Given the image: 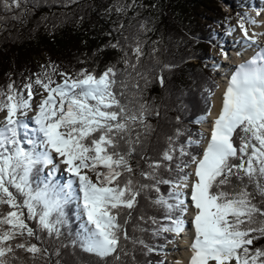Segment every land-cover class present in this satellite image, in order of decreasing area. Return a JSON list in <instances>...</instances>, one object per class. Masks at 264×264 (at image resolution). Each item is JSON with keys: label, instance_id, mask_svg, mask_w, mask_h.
Here are the masks:
<instances>
[{"label": "snow or ice", "instance_id": "obj_1", "mask_svg": "<svg viewBox=\"0 0 264 264\" xmlns=\"http://www.w3.org/2000/svg\"><path fill=\"white\" fill-rule=\"evenodd\" d=\"M133 6L135 0L114 10L126 15ZM26 11L23 0H0V19L11 13L22 22ZM262 13L264 0L256 15ZM134 27L105 46L121 55L99 74L86 68L65 72L49 61L21 87L12 81L0 88V264H23L21 251L45 264L59 256V248L69 246L61 240L69 205L79 220L69 243L102 264H127L126 257L140 264L137 249L145 256L167 255V245L183 236L190 210L188 264H264V245L255 246L264 240V31H255L264 20L237 13L236 26L226 29L229 36L241 32L237 55L243 49L255 55L230 73L210 136L189 134L180 141L185 133L176 128L163 134L154 156L146 141L155 131L151 119L161 112L144 99L150 80L141 63L143 37L152 29L147 21ZM124 28L119 23L115 30ZM213 46L229 59L222 45ZM208 59L212 70L221 66ZM155 79L164 85L162 75ZM210 115L209 107L196 122ZM204 140L203 152L194 155L190 149ZM61 166L69 177L63 183L56 177ZM142 199L161 214H139L130 234L127 226ZM137 230L164 243H149ZM56 241L50 251L48 243Z\"/></svg>", "mask_w": 264, "mask_h": 264}, {"label": "trees", "instance_id": "obj_2", "mask_svg": "<svg viewBox=\"0 0 264 264\" xmlns=\"http://www.w3.org/2000/svg\"><path fill=\"white\" fill-rule=\"evenodd\" d=\"M23 3L27 11L21 13L22 22L12 19L11 13H3L0 19V88L12 81L21 87L49 61L58 64L60 69L66 68L65 72L75 73L86 68L99 74L121 55L105 46L133 32L140 21H147L152 31L143 37L145 56L141 63L150 80L144 99L161 112L160 117L151 119L155 131L146 141L147 150L154 156L163 145V134H170L176 128H182L185 133L180 141L189 134L193 139L199 138L198 133L206 135L196 121L212 108L207 90L211 88L215 93L219 88H216L217 77L206 60L213 55L215 27L224 31L234 27L231 21L236 16L235 10L225 11L221 3L234 8L240 0H135V6L126 15L115 12L114 8L118 3L131 4L132 0H23ZM119 23L125 28L118 32L115 29ZM210 37L212 43H209ZM153 47L158 49L154 55ZM157 75L164 77L163 86L155 79ZM176 117L180 119L177 121ZM204 142L194 145L190 151L200 155ZM39 175L42 179L44 170ZM66 211L68 224L62 229L61 240L69 246L60 247V255L51 256L48 264H56L57 260L59 264H102L96 256L71 246L69 241L78 230L79 220L74 205H69ZM139 214L159 216L161 213L142 199L127 226L130 234ZM135 235L149 243H164L152 239L149 233L137 230ZM261 245L264 240L255 244L256 247ZM47 246L51 251L59 246V241L49 242ZM19 255L23 257V264H45L39 259L31 260L22 251ZM125 259L127 264H133L131 257ZM136 259L140 264L149 260L155 264L163 256H145L137 249Z\"/></svg>", "mask_w": 264, "mask_h": 264}, {"label": "bare ground", "instance_id": "obj_3", "mask_svg": "<svg viewBox=\"0 0 264 264\" xmlns=\"http://www.w3.org/2000/svg\"><path fill=\"white\" fill-rule=\"evenodd\" d=\"M258 1H260V0H258ZM256 19L264 20V13H262ZM255 31H257V32L264 31V27H257L255 29ZM238 36L239 35H237V37ZM262 40H264V38H262ZM238 50H240V46L238 47L237 51ZM237 51H234L232 54H229V59L221 60L222 64H220L221 65L220 68L223 70L222 71L223 73H222V77L220 78V81H219V84H218L219 88L217 89V91L212 96L211 115L207 116L206 120L204 122L200 123V125H202L205 128V130L208 132L207 133L208 134L207 137L210 136V124L216 118V116L218 115V113L220 111L222 93L224 91L225 86L228 83V78H229L230 73L232 71H234V69H235V67L237 65L247 61L253 55H255V52L252 49H243L242 50V54H240V55H237ZM212 71H214V70H212ZM31 115H33V113L29 114V116H31ZM206 144H207V140L205 141L204 144H202V150L204 149ZM191 215H192V213H191V210H190L188 215L185 217L186 221H188L189 223L186 226V230L183 233V236L182 237H177L178 243L177 244H171V245L168 246V248L169 247L171 248L172 245H173L172 247H180V248H176L178 250H175V251H174L175 248L174 249L173 248L169 249L170 255L171 254H177L178 255V259H177V257L173 258L174 262H172L171 264H177L178 261L180 262V264H188V260H189V257L191 255V253L189 251H187V247L191 243L190 237L192 236V227H191V223H190Z\"/></svg>", "mask_w": 264, "mask_h": 264}, {"label": "rangeland", "instance_id": "obj_4", "mask_svg": "<svg viewBox=\"0 0 264 264\" xmlns=\"http://www.w3.org/2000/svg\"><path fill=\"white\" fill-rule=\"evenodd\" d=\"M251 1L252 0H240V3H238L237 4V6H235L234 8L232 7V5H229V4H224V3H221L222 4V8H223V10H225V11H228V12H231V10H235V17L233 18V20L231 21L233 24H234V26L237 24V13H243V12H247L250 16H252L253 17V15L249 12V10L251 11V6H252V4H250L251 3ZM256 1H258V0H255V2ZM249 5H250V7H249ZM259 6H261V5H259ZM253 18H255L256 19V17H253ZM258 20V19H257ZM248 27H250L251 28V26L250 25H248ZM224 32V30L222 29V28H220V27H215V34H214V37H215V39H214V44L215 45H217V44H219L220 42H225V43H227V42H231V41H233L235 38H237V34H238V32H239V30H237V31H235L231 36H229V35H227V34H224L223 33ZM236 35V36H235ZM212 50H213V55H212V57H214L215 58V60H217L218 59V61H220L221 60V57H220V54H219V52L221 53V51L219 50V47L217 48V46H213V48H212ZM208 61H210V62H208ZM206 62H207V64L210 66V63L212 64V60H209V59H207L206 60ZM64 69H66V68H61V70L63 71ZM67 71V70H66ZM67 72H69V70L67 71ZM214 72V71H213ZM215 73V72H214ZM216 75V74H215ZM216 77H217V85L219 84V81H220V78L216 75ZM59 79V78H58ZM222 80V79H221ZM217 88V87H216ZM37 91H39V89L38 90H35L34 92H37ZM215 91V90H214ZM214 95V94H213ZM40 99V97L39 96H36L35 98H34V100H33V104H35L36 103V101L37 100H39ZM211 99H212V95H211ZM212 103V102H211ZM31 112H29V114H30ZM2 117H3V114L2 113H0V119H2ZM199 118V117H198ZM200 124V123H199ZM208 133V132H207ZM207 133H205L206 135V137H207ZM206 141V140H205ZM205 143V142H204ZM203 143V144H204ZM48 168H51V166H49ZM186 170H189V169H186ZM47 171H48V169H45V172H44V174L45 173H47ZM60 171H61V174H60ZM57 174H60V175H62L63 173H64V171H63V166H61V170H60ZM190 171V170H189ZM43 176L44 175H42V178H43ZM61 177V176H60ZM173 246V245H172ZM169 249H171L170 247L168 248V247H166V249L164 250L166 253H167V257L165 258V256L166 255H164L163 253H161V255L163 256V259L165 260V261H167L166 262V264H171L172 262H174V259H173V257L171 256V255H169L170 254V251H169ZM177 259H178V257H177Z\"/></svg>", "mask_w": 264, "mask_h": 264}]
</instances>
